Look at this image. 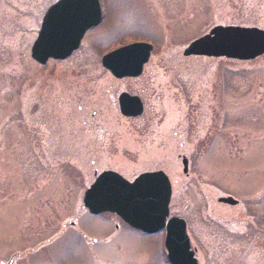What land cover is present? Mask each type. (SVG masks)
<instances>
[{"label": "rangeland", "instance_id": "obj_1", "mask_svg": "<svg viewBox=\"0 0 264 264\" xmlns=\"http://www.w3.org/2000/svg\"><path fill=\"white\" fill-rule=\"evenodd\" d=\"M104 1L107 16L81 48L42 66L31 47L52 0H0V262L19 252L15 264H170L164 232L144 234L84 208L96 168L129 180L165 171L170 216L187 221L199 264H264V244L254 233L229 234L240 227L222 220L229 209L216 201L225 193L254 197L264 185V55L236 61L182 54L217 24L264 28V0ZM135 41L152 43L151 57L141 77L118 81L102 66L103 54ZM121 91L143 99L141 117L120 113ZM58 103L87 113L71 119L72 142L89 150L85 163L71 150L60 159L65 165L55 159L44 167L29 150L30 132L46 133L35 113ZM75 221L85 241L68 226L64 240L28 256L51 230Z\"/></svg>", "mask_w": 264, "mask_h": 264}, {"label": "water", "instance_id": "obj_2", "mask_svg": "<svg viewBox=\"0 0 264 264\" xmlns=\"http://www.w3.org/2000/svg\"><path fill=\"white\" fill-rule=\"evenodd\" d=\"M102 20L99 0H59L45 14L32 47V57L45 64L50 58L65 59L76 50L90 28ZM153 46L136 42L116 49L103 58V65L118 78L138 77L148 62ZM264 54V29L256 26L216 25L192 41L183 51L185 56L252 60ZM121 113L128 117L143 113L138 96L122 93ZM183 171L188 159L183 157ZM172 186L162 171L141 173L133 181L106 170L98 175L86 191L83 202L92 214L115 213L131 227L148 234L166 230L165 246L171 264H198L191 247L186 222L169 217ZM220 201H236L221 197Z\"/></svg>", "mask_w": 264, "mask_h": 264}, {"label": "flooded vegetation", "instance_id": "obj_3", "mask_svg": "<svg viewBox=\"0 0 264 264\" xmlns=\"http://www.w3.org/2000/svg\"><path fill=\"white\" fill-rule=\"evenodd\" d=\"M56 2L57 0H52V2L49 5H47L44 11V14L48 10V8ZM100 2H101L102 10H103V20H102L103 22L107 16V10H106L105 1L100 0ZM43 16H42V19H43ZM91 30L92 29H90L86 33V35ZM85 37L81 43V46L85 40ZM75 52H73L70 57L64 60L51 59L48 61V63L52 61L58 62V63L65 62L69 58H71ZM45 65H42V66H45ZM115 79L119 81V80H130V79L133 80L137 78H124V79L115 78ZM141 100L143 99L141 98ZM37 104H38V101L34 100V102L31 103L30 108L33 109ZM143 104H144V112H145L146 104L144 101H143ZM79 108L83 109L84 107H79ZM86 114H87L86 111H81V112L79 111L77 113H72L70 108L66 106L64 103L62 104L58 103L55 106L54 105L44 106V108L43 106H41V112L38 113L37 111L35 113V116L37 118L41 117L40 118L41 120L44 119L45 122L42 121L41 124L46 125V128H45L46 133H44L43 131L40 136L39 133H36V130L34 131V133L31 131L29 135H30V138L32 137L33 143L28 144V145H29V150L31 151L32 155L37 158L38 162L42 166L46 167L48 165H53L56 162L55 159H58L59 162H62V165H65V163L61 161L60 159L69 158L70 157L69 153L71 152V150H76L77 154L81 153V156L78 159H80L81 161H84L82 163L86 162V159L84 158H85V155L89 151L88 147L85 144L80 145V144L73 143L72 141L76 140L77 137L72 138V135H71V126L73 125L71 123V119L75 118L78 120H82L84 119V115ZM27 115L29 116V118L31 117L28 113ZM93 116H95V113H93ZM139 117H129V118H139ZM74 125H76V123H74ZM40 152H44V154H41ZM92 164H93L92 166H94L95 162L93 161ZM96 174H97V169L95 168L93 169V174H92L94 178ZM220 195L233 196L234 198L238 199V202L234 204L232 202L222 203L219 201V199L216 200L219 205H223L227 209H229L227 210L229 212H225V217L222 220L232 223V226L238 225L240 227L239 229L240 232H239L238 230H235V227L231 228L230 226V228H228L229 230L228 233L231 235H236V233L238 232V234L241 236H248L254 233L256 241L260 245H263L264 244V185L258 188L254 197H248V198L241 199L230 193L219 194V195L217 194V197ZM212 213L216 214L215 210H212ZM218 216L222 217L223 215L218 214ZM65 223L63 222L61 224V228L58 229L56 232L54 231L52 232L51 230L50 231L51 233L47 235L46 237L38 240L36 245L28 244V246L33 245L35 247V248H32V250L26 249L27 250L26 253L28 254V256L38 253L40 251H45L48 248H51V246L54 245L55 239L64 240L65 236L69 232L68 226L76 228L74 229V231H75V235H77L78 238H82V240L87 238L86 236L87 234L84 232V230H82L81 225H80V229H78L79 222L77 221L70 222L71 223L70 225L68 224L66 225ZM95 240L96 239H93V241H91V239L89 240L87 239V241H91L92 243L95 242ZM251 243H254V242L251 241ZM194 250L196 253V257L199 260L198 256H199L200 251L196 247H194ZM20 258H21V253L15 252L14 254L11 255L7 263L2 261L0 262V264H15L17 260Z\"/></svg>", "mask_w": 264, "mask_h": 264}]
</instances>
